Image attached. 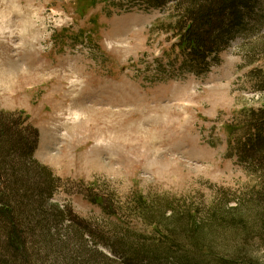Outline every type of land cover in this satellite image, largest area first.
<instances>
[{"label":"rangeland","instance_id":"obj_1","mask_svg":"<svg viewBox=\"0 0 264 264\" xmlns=\"http://www.w3.org/2000/svg\"><path fill=\"white\" fill-rule=\"evenodd\" d=\"M256 7L247 29L208 72L145 77V64L172 44L155 28L166 9L122 11L108 0H0V112L27 117L39 133L35 157L62 178L53 197H34L48 215L39 225L34 220L27 264H126L113 234L96 227L110 240L83 235L75 224L114 222L160 243L161 233L185 225L186 212L213 249L202 250L208 257L191 254L196 262L264 264V186L228 155L230 125L264 106V20L257 24L264 0ZM18 129L35 141L30 127ZM17 156L0 165L3 175ZM256 168L264 173V164ZM96 193L114 202L113 216L91 203ZM140 196L149 206L145 214ZM222 216L242 217L254 231L246 238ZM1 243L0 237V258L10 264Z\"/></svg>","mask_w":264,"mask_h":264},{"label":"trees","instance_id":"obj_2","mask_svg":"<svg viewBox=\"0 0 264 264\" xmlns=\"http://www.w3.org/2000/svg\"><path fill=\"white\" fill-rule=\"evenodd\" d=\"M256 2L257 0H108L109 6L116 10L129 11L134 6L167 10L164 18L157 23L156 29L169 34L168 37L172 39V44L168 49L162 51L160 57L145 64V77H162V75L174 77L182 72L194 74L208 72L219 61L220 54L230 47L231 42L243 30L247 29L245 20L254 14L257 8ZM257 19H259L257 24L264 20L263 17ZM260 82L259 87L264 90V78ZM15 116H18L19 119H14ZM28 121L22 113L15 112L6 115V113L0 112V165L9 163V158L12 155L15 157H18L17 154L20 155L17 160L12 159L15 164L10 165L9 170L12 171L6 176L3 175V169L0 168V237L1 245L8 250L9 255H12L9 256L10 264L14 260L13 264H27L30 261L28 257L29 232L34 222L36 223L35 219L38 218L36 225H39L48 215L42 208L35 205L38 200L34 197L39 199L53 197L62 181L60 176L55 175L52 169L43 165L35 157L39 133L36 128L28 124ZM19 125L30 127V130L35 134V141L26 138L23 131L18 129ZM230 127L228 129V155L230 157L238 156L241 163L247 166L249 172L258 174L260 184L257 186V182L254 188H262L264 173L263 171L259 172L256 165L264 164V106L246 110L244 119ZM20 152H23L24 155ZM27 165H31L38 171L36 176L31 175L34 171ZM87 190L90 191L92 188L87 187ZM90 200L92 204L100 207L107 216H113L114 202L109 197L96 193V196L91 197ZM141 200L142 196L136 203L139 205L138 209L140 211L142 209L145 214L149 210V206L145 207V203ZM140 211H136V213L140 214ZM61 212V214L67 213L72 222L75 220L70 210ZM147 216L151 220L157 219L154 213ZM224 218L231 224L240 225V230L244 231L243 235L246 238L254 231L250 230L253 228L252 224L246 222L242 217ZM259 223L261 225L259 229L264 231V218ZM184 224L188 226L183 225L173 229L172 235L161 233L162 242L160 243L142 241L140 238L142 235L130 234L129 231L123 232L121 227H118L119 225L114 222L107 227L100 225L93 227L83 220L75 225L83 231V235L87 234L93 237L98 233V237L101 239H109L105 235L99 234L96 227L113 234L114 238L110 239L117 246L116 249L124 251L122 253L125 256L126 264H132L131 261L157 264L165 258H170L171 264H200L194 260L195 256L191 254L197 252L208 257V254L202 250L212 251L213 249L204 243L206 241L202 239L200 227L195 218L191 217L190 212H186ZM71 226H73L72 223ZM156 226L158 227L157 224ZM178 229L183 232L178 233ZM178 239L180 241H177ZM186 242H190L193 248H188L185 245ZM113 244L110 247L112 252L115 250ZM237 256L239 255L234 256V260ZM224 261L226 260L223 259L218 264H231L230 261ZM0 264L9 263L0 258Z\"/></svg>","mask_w":264,"mask_h":264}]
</instances>
